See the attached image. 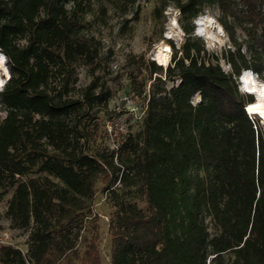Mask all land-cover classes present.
Masks as SVG:
<instances>
[{"label":"trees","instance_id":"obj_1","mask_svg":"<svg viewBox=\"0 0 264 264\" xmlns=\"http://www.w3.org/2000/svg\"><path fill=\"white\" fill-rule=\"evenodd\" d=\"M159 1L157 17L170 5L179 10L185 42L168 41L164 79L163 66L149 63L150 79L157 76L139 129L91 155L76 120L107 106L110 90L97 78L69 97L75 67L100 59L85 32L90 0H0L10 76L0 91V199L13 192L6 216L30 230L27 254L1 247L0 264H56L72 252L98 181L115 209L110 264H264V130L245 110L253 96L239 90L244 71L264 72V0ZM206 7L218 9L232 43L213 61L195 36ZM230 19L255 44L240 42ZM99 241L96 231L81 264H101Z\"/></svg>","mask_w":264,"mask_h":264},{"label":"rangeland","instance_id":"obj_2","mask_svg":"<svg viewBox=\"0 0 264 264\" xmlns=\"http://www.w3.org/2000/svg\"><path fill=\"white\" fill-rule=\"evenodd\" d=\"M159 6V0H136L135 5H126L123 0H90L85 32L99 44L100 59L97 61L98 67H75L69 97L80 98L83 91L97 78L100 87L104 85L110 90L111 96L107 106L96 104L89 115L76 120L80 132L87 137L85 149L91 155L108 148H117L129 131L139 129L146 111L150 88L157 76L153 75L150 79L149 63L155 61L157 65L163 66L161 76L164 79L166 69L172 64L173 58L168 41H172L177 49L185 42L186 34L179 24V10L170 5L163 11V16L157 17L154 11ZM219 15L218 9L206 7L196 22L195 36L201 38L205 44L204 58L207 61H213V56L220 57L225 49L232 48L229 35L218 20ZM229 22L240 42L255 44L256 36H248L238 26V21L230 19ZM246 45L243 52L250 59ZM166 47L168 51L165 50ZM261 56L264 62L263 52ZM4 64L7 68L6 62ZM220 64L224 71H231L230 65L224 59H220ZM8 71V68L3 71L0 66V91L8 81ZM252 74L258 84L264 82V72L259 75L252 71ZM176 84L177 81H166L168 89ZM239 90L245 94L241 84ZM253 98L255 101V96ZM199 102L200 97L197 95L193 103ZM5 116L6 113L0 107V119ZM256 119L264 130L262 120L257 115L253 116V120ZM37 176L38 173L34 170L27 178ZM116 186L119 187L118 184ZM12 194L13 192L9 191L0 199V241L4 242L2 247L13 246L26 255L30 230L16 228L6 216ZM126 198L138 202L135 193H126ZM114 211L106 189L101 181H98L93 205L83 221L75 249L56 264H81L96 231L100 238L101 264H110L112 238L109 226ZM76 223L79 225V221Z\"/></svg>","mask_w":264,"mask_h":264},{"label":"bare ground","instance_id":"obj_3","mask_svg":"<svg viewBox=\"0 0 264 264\" xmlns=\"http://www.w3.org/2000/svg\"><path fill=\"white\" fill-rule=\"evenodd\" d=\"M165 50L168 51L169 50L168 47H166ZM0 58H2V61H3L2 65L0 66L3 71L4 70L6 71L7 68L5 67V64H4L5 56L0 54ZM261 86H264V82L261 84H258L255 78L253 77L252 71L250 70L245 71L242 77L241 88L244 92L255 94V97H256V100L253 103L247 105L249 106L248 111L250 107H252L253 105H264V97L260 95V91H259L261 89ZM253 88L257 89V91H252L251 89ZM262 111H264V108H262L261 111H253V112L249 111V113L259 116V118L264 123V115L261 114Z\"/></svg>","mask_w":264,"mask_h":264},{"label":"snow or ice","instance_id":"obj_4","mask_svg":"<svg viewBox=\"0 0 264 264\" xmlns=\"http://www.w3.org/2000/svg\"><path fill=\"white\" fill-rule=\"evenodd\" d=\"M3 61L2 58H0V65H2ZM252 91H257V89L253 88L251 89ZM260 91V95L262 97H264V86H261ZM264 108V105H253L252 107H250L249 111L253 112V111H261V109ZM262 115H264V111L261 112Z\"/></svg>","mask_w":264,"mask_h":264},{"label":"built area","instance_id":"obj_5","mask_svg":"<svg viewBox=\"0 0 264 264\" xmlns=\"http://www.w3.org/2000/svg\"><path fill=\"white\" fill-rule=\"evenodd\" d=\"M0 54H1V53H0ZM5 62H6V59H5ZM5 62H4V63H5ZM8 79H9V78H8ZM248 108H249V106H246V107H245L246 113H247V115L249 116V118H250L251 120H253V116H255V115L249 113ZM2 245H4V242H3V241H0V248L2 247Z\"/></svg>","mask_w":264,"mask_h":264},{"label":"water","instance_id":"obj_6","mask_svg":"<svg viewBox=\"0 0 264 264\" xmlns=\"http://www.w3.org/2000/svg\"><path fill=\"white\" fill-rule=\"evenodd\" d=\"M243 75H244V73L241 75V77L239 78V81H240V84H241V82H242V77H243ZM255 99H256V97H255Z\"/></svg>","mask_w":264,"mask_h":264},{"label":"clouds","instance_id":"obj_7","mask_svg":"<svg viewBox=\"0 0 264 264\" xmlns=\"http://www.w3.org/2000/svg\"><path fill=\"white\" fill-rule=\"evenodd\" d=\"M245 73V72H244ZM241 77V76H240ZM239 77V78H240ZM239 84H240V81H239ZM245 93H247V94H250V95H252V96H255V94H253V93H248V92H245Z\"/></svg>","mask_w":264,"mask_h":264}]
</instances>
